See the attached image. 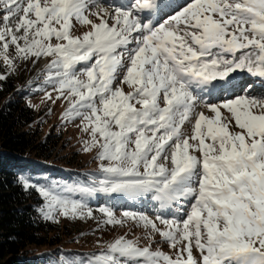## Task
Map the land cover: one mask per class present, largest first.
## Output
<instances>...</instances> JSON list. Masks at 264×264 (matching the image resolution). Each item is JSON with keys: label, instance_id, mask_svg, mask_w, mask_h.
Wrapping results in <instances>:
<instances>
[{"label": "snow or ice", "instance_id": "snow-or-ice-1", "mask_svg": "<svg viewBox=\"0 0 264 264\" xmlns=\"http://www.w3.org/2000/svg\"><path fill=\"white\" fill-rule=\"evenodd\" d=\"M171 7L173 0H129L109 13L98 0H0V58L9 73L17 59L52 58L46 81L59 96L67 92L63 116L81 119L90 137L84 150L97 148L101 161L102 178L81 192L150 196L161 208L191 201L180 219L130 211L121 219L100 208L107 224L150 229V243L121 236L80 264H264V98L238 95L206 103L212 116L195 112L203 95L238 87V70L264 78V0H191L164 20ZM73 21L91 30L74 36ZM194 114L187 136L181 129ZM20 184L43 197L45 220L93 215L53 188L24 177ZM153 233L174 256L152 248Z\"/></svg>", "mask_w": 264, "mask_h": 264}, {"label": "rangeland", "instance_id": "rangeland-1", "mask_svg": "<svg viewBox=\"0 0 264 264\" xmlns=\"http://www.w3.org/2000/svg\"><path fill=\"white\" fill-rule=\"evenodd\" d=\"M191 0H182L169 8L163 19L166 20L170 15H174L181 11L183 7L187 6ZM98 3L108 9V12H113L115 6L128 4L129 0L123 4H114L112 0H98ZM94 11L96 9H93ZM103 15V13H101ZM89 19L95 23H99V19L95 15H89ZM111 23V21H109ZM163 22V20L161 21ZM74 28L72 34L74 36H81L85 31H90V25H81L76 21H73ZM52 43L57 41L53 38ZM10 57H15V48L10 47L8 52ZM239 55V54H238ZM36 58H30L28 60H15V70L12 72H19L24 74L28 78L30 83L31 93L28 95L27 104L36 112V122L33 125V131L36 134V138L40 142H47L48 151L45 156H49V164H52L56 169L62 172L69 173L71 178L72 187H69V193L67 197L73 200L81 201L86 205L88 209L92 210V217L83 218H71L64 217L62 215H56L55 220H51L54 225L60 226L64 229L58 232L60 236L57 238V245L52 247H37L30 248L37 254H64L70 253L68 260L75 264L73 256L85 258L81 255L82 251L95 252L106 248L108 243L113 242L115 239L125 236L127 239H138L141 246L148 245L150 241L146 238L150 229H146L142 224H138L134 220H126L122 225H110L105 223L106 216L100 211L102 207L111 208L117 218H123L125 211L143 213L153 220L157 215H164L167 218H171L173 215L180 219L189 210L190 202H184L183 200L174 202L170 207L161 208L160 202L152 200L150 196H141L131 199L123 194H105L97 192L92 195L85 194L79 189L90 185L93 181V174H96V179L102 178L100 176V164L101 161L96 158L98 152L97 148H93L91 151L84 150V141L89 140V134L83 131L81 119L76 118L74 120H67L63 114L69 108V100L65 96H59L58 91L54 90V85L46 81L47 64L50 63L51 57H41L34 63ZM0 65L8 69L2 58H0ZM9 70V69H8ZM245 71H237L235 74H240ZM245 77V76H244ZM252 77L251 75L248 76ZM84 79L85 77H81ZM247 79V78H246ZM264 84V78L261 81ZM119 84V81L116 82ZM125 92L130 91L127 85H120ZM256 91V93H255ZM48 93L51 94V98L48 97ZM203 95V94H202ZM238 95H248L257 98H264V90L255 89L253 92L238 93L234 96H226L225 94L210 101L207 98L197 101L195 112H204L205 115L212 116L208 108L204 105L206 103H222L224 99L235 98ZM59 96V98H58ZM222 113L225 118L230 117V114L226 110L222 109ZM195 120V114L186 121L182 126L181 131L191 136L193 131V125ZM232 127H234V121H232ZM238 130V129H237ZM194 143V142H193ZM193 154L199 156V152ZM106 163V162H105ZM76 176V177H75ZM58 221V222H57ZM157 226L161 229L164 225L156 221ZM64 231L68 234H63ZM151 246L153 249L159 248L169 255L175 254L177 249L171 248L169 244L164 241L158 233L152 234ZM183 245H178L182 247ZM96 253H99L97 251ZM94 254V253H90ZM193 256L199 260V252L193 245ZM186 257V253H185ZM80 259V260H81Z\"/></svg>", "mask_w": 264, "mask_h": 264}, {"label": "trees", "instance_id": "trees-1", "mask_svg": "<svg viewBox=\"0 0 264 264\" xmlns=\"http://www.w3.org/2000/svg\"><path fill=\"white\" fill-rule=\"evenodd\" d=\"M0 74L7 76L0 80V264H72L69 252L40 255L30 250L57 245L58 232L64 229L43 218L38 211L43 197L35 190H24L20 178L67 196L74 176L45 162L50 159L45 156L48 143L36 138V112L27 104L31 81L23 73H9L2 65ZM97 251H82L81 255L86 258ZM73 258L79 260L75 264L85 259Z\"/></svg>", "mask_w": 264, "mask_h": 264}, {"label": "bare ground", "instance_id": "bare-ground-1", "mask_svg": "<svg viewBox=\"0 0 264 264\" xmlns=\"http://www.w3.org/2000/svg\"><path fill=\"white\" fill-rule=\"evenodd\" d=\"M176 2H177V4H178V3L182 2V0H173V6L176 4ZM241 72H242V71H241ZM249 75H250V74H248V73L245 71V72H243V74L240 73V74H237V75L234 76V77L238 80V82H240L242 79L247 78ZM244 76H245V77H244ZM255 78H256L255 81H259V82H258V85H260V84H261V81H262V78H258V77H255ZM257 79H258V80H257ZM214 83H215V82H214ZM240 92H242V89H241L240 86H238V87L235 89V91H234L233 93H231L230 96L237 95V94L240 93ZM220 96H221V95H217V96H215V97H209V100L212 101V100H214L215 98H218V97H220Z\"/></svg>", "mask_w": 264, "mask_h": 264}]
</instances>
